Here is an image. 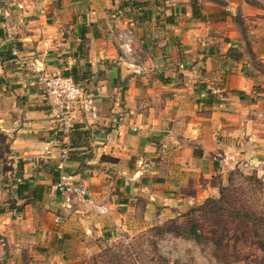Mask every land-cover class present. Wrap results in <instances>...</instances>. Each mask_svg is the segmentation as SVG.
<instances>
[{
  "label": "crops",
  "instance_id": "crops-1",
  "mask_svg": "<svg viewBox=\"0 0 264 264\" xmlns=\"http://www.w3.org/2000/svg\"><path fill=\"white\" fill-rule=\"evenodd\" d=\"M222 1L199 0L196 17L192 0H0V51L19 45L13 60L0 59L1 235L66 249L90 228L110 180L124 194L184 208L218 197L235 167L264 163L252 117L264 116L254 71L255 60L264 64V0ZM128 26L134 63L115 41ZM32 64L76 74L98 117L79 110L70 138L58 137ZM216 88L227 92L224 106L215 96L207 103ZM62 173L88 188L90 202L57 189Z\"/></svg>",
  "mask_w": 264,
  "mask_h": 264
},
{
  "label": "rangeland",
  "instance_id": "rangeland-1",
  "mask_svg": "<svg viewBox=\"0 0 264 264\" xmlns=\"http://www.w3.org/2000/svg\"><path fill=\"white\" fill-rule=\"evenodd\" d=\"M254 71L258 74L255 87L262 90L264 64L255 60ZM252 117L258 124L257 128L264 133V116L260 119L253 111ZM261 168H264V163L260 166H237L226 174L223 187L231 188L227 199L239 208L246 207L264 215V169L261 171ZM253 172L262 180L261 186L249 183L241 176H249ZM232 173L233 181L230 183ZM107 185L111 189L101 196V205L109 207L110 213L99 215L95 212L92 221L89 217L85 219L90 228L86 230L85 226L77 230L75 239L66 242V249L52 246L46 252L40 251L42 246L33 242H20L22 239L18 242L17 238L14 242L13 238L0 234V264H264V248L259 244L264 241V226L254 227L230 219L223 244L217 246L214 241L220 235L212 233L216 227H212L206 210L188 215L202 203L172 208L170 204L164 205L167 201L149 202L140 196L124 194L115 181L110 180ZM150 191L157 194L160 190L150 188ZM70 198L72 202L75 200ZM82 202L74 203L80 205ZM88 211L84 216L92 213L89 208ZM194 219L198 221L200 232L205 235L201 241L179 235L178 227ZM55 230L56 239L63 238L60 230ZM170 230L174 232L170 233ZM17 242L21 243V248L15 246Z\"/></svg>",
  "mask_w": 264,
  "mask_h": 264
},
{
  "label": "built area",
  "instance_id": "built-area-1",
  "mask_svg": "<svg viewBox=\"0 0 264 264\" xmlns=\"http://www.w3.org/2000/svg\"><path fill=\"white\" fill-rule=\"evenodd\" d=\"M115 40L119 46L122 55L130 62H135V32L132 26L121 29L115 33ZM18 54V50H14ZM31 70L36 77L38 85L42 88L45 97L50 106V116L56 124V135L64 139H69L75 129L74 117L77 111L83 112L88 117L97 118L98 113L95 107V101L90 97L84 87L74 81L72 77L58 74H50L43 65L32 64ZM141 71H146L142 67ZM226 90L216 88L210 91L211 96L217 97L221 106L226 101ZM259 118L263 115L259 114ZM50 147L45 151L48 153ZM69 151L66 149L62 154V160L68 159ZM62 165L60 166L61 171ZM4 171L0 170V182L4 179ZM57 189L68 196H74L79 199L90 202V192L87 187L77 185L66 180V175L62 173L61 181ZM95 211L99 215H108V208L105 206L94 205ZM56 219V223H60ZM57 233V231H55Z\"/></svg>",
  "mask_w": 264,
  "mask_h": 264
},
{
  "label": "trees",
  "instance_id": "trees-1",
  "mask_svg": "<svg viewBox=\"0 0 264 264\" xmlns=\"http://www.w3.org/2000/svg\"><path fill=\"white\" fill-rule=\"evenodd\" d=\"M206 2L218 4V5H224V2L222 0H203ZM193 8H194V15L198 17L199 11H198V6H199V0H192ZM19 45L13 43L9 47H6L3 51H0V59L2 62L6 60H13L15 58L14 50L18 48ZM18 50V49H17ZM250 54H253L252 51H250ZM70 76L74 79V81L80 85V79L77 77L76 74L71 73ZM237 94L240 96V98L244 97V93L242 92H237ZM215 99L213 96H209V99L207 101L208 104H213ZM73 133V132H72ZM114 162H117L116 159H113ZM4 171V170H3ZM233 175L230 176L229 180L230 183L233 181ZM241 175V174H240ZM243 179L246 180L247 182H251L256 185H262V180L257 176L255 172L251 173L249 176H244L243 174ZM4 180V179H3ZM2 180V181H3ZM1 181V182H2ZM231 188L229 187H222L220 188V196L219 197H210L207 200L204 201L201 205H199L198 208H194L193 210L188 213V215H191L197 211L201 210H206L207 215L209 216L212 227H216L212 229V233L214 235L219 236L216 241L217 246H221L223 244V239L226 237V234L228 233L229 230V220H234L238 222H242L247 225H253L254 227L257 226H264V215L257 213V211H252L249 208H239L237 204H234L230 201V199H227L228 195L231 194ZM232 196V195H231ZM231 198V197H230ZM11 208L15 206L14 203H11ZM22 209V206H16V210L18 212ZM1 213H4L5 210L2 208L0 210ZM216 225V226H215ZM178 230H180V234L186 239H193L195 241H201L204 238V234H202L199 230V225L198 221L195 219L183 226H179ZM174 230H170V233H173ZM258 234V233H257ZM262 248H264V241H261L259 243ZM118 261H121V259H117ZM176 264V263H175Z\"/></svg>",
  "mask_w": 264,
  "mask_h": 264
}]
</instances>
